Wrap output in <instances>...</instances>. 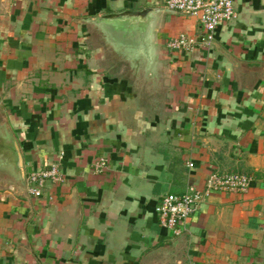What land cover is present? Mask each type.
<instances>
[{"label":"crops","instance_id":"1","mask_svg":"<svg viewBox=\"0 0 264 264\" xmlns=\"http://www.w3.org/2000/svg\"><path fill=\"white\" fill-rule=\"evenodd\" d=\"M165 1L0 0V264H264V0L189 52L167 43L198 18ZM54 162L66 183L29 195ZM213 171L254 182L163 227Z\"/></svg>","mask_w":264,"mask_h":264},{"label":"built area","instance_id":"2","mask_svg":"<svg viewBox=\"0 0 264 264\" xmlns=\"http://www.w3.org/2000/svg\"><path fill=\"white\" fill-rule=\"evenodd\" d=\"M165 7L169 11L194 15L204 31L202 42L186 33H181L168 41V47L175 51L189 52L198 45L211 47L215 42L217 28L231 22L236 17L234 0H166ZM191 167L193 164L189 162ZM109 167V159L100 156L92 164L94 173H102ZM27 193L42 198L48 186L64 185L67 176L61 171L58 162L51 166L32 169L26 175ZM253 177L242 173L211 172L205 182V188L189 187L184 193H166L162 195L156 211L160 224L180 235L189 217L205 201L213 191L228 193H246L253 185Z\"/></svg>","mask_w":264,"mask_h":264},{"label":"water","instance_id":"3","mask_svg":"<svg viewBox=\"0 0 264 264\" xmlns=\"http://www.w3.org/2000/svg\"><path fill=\"white\" fill-rule=\"evenodd\" d=\"M22 162H23V160H22V158H20V163L23 164Z\"/></svg>","mask_w":264,"mask_h":264},{"label":"rangeland","instance_id":"4","mask_svg":"<svg viewBox=\"0 0 264 264\" xmlns=\"http://www.w3.org/2000/svg\"><path fill=\"white\" fill-rule=\"evenodd\" d=\"M131 51H133V50H131Z\"/></svg>","mask_w":264,"mask_h":264}]
</instances>
